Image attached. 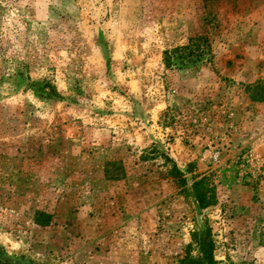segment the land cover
I'll list each match as a JSON object with an SVG mask.
<instances>
[{
    "label": "rangeland",
    "instance_id": "rangeland-1",
    "mask_svg": "<svg viewBox=\"0 0 264 264\" xmlns=\"http://www.w3.org/2000/svg\"><path fill=\"white\" fill-rule=\"evenodd\" d=\"M198 37L206 54L167 62ZM259 84L264 0H0V247L179 264L210 229L217 264H264ZM202 178L206 209L190 191Z\"/></svg>",
    "mask_w": 264,
    "mask_h": 264
},
{
    "label": "trees",
    "instance_id": "trees-1",
    "mask_svg": "<svg viewBox=\"0 0 264 264\" xmlns=\"http://www.w3.org/2000/svg\"><path fill=\"white\" fill-rule=\"evenodd\" d=\"M206 48L210 49L208 40L203 37L192 38L189 44L181 49L177 48L171 52H166L167 62L173 64L175 59H181L182 63H188L194 61L195 59L201 58L207 53ZM210 51V50H208ZM38 85V84H35ZM255 94H253V99L257 101H264V85H256L253 87ZM39 92L38 90H36ZM45 90L43 89V92ZM52 90L51 92H44L41 95L47 97H52L56 95L57 92ZM40 93V92H39ZM153 151L156 153L159 150L158 146H155ZM166 161L172 165L169 172L171 176L178 179L182 186L187 185V179L185 178V173L178 167L177 163L170 158L168 155L165 156ZM109 179H119L118 176H109ZM192 195L196 198L198 205L202 209H206L216 203V198L214 193L210 190L206 178L196 180L191 188ZM37 223L41 226H48L52 223V216L46 213L37 214ZM195 242L199 246V258H195L190 254L180 261L179 264H217L214 258L215 252V242L212 237V232L210 229H206L204 232L196 234L194 236ZM0 264H36L28 261L22 257L12 256L8 254L3 248L0 247Z\"/></svg>",
    "mask_w": 264,
    "mask_h": 264
}]
</instances>
